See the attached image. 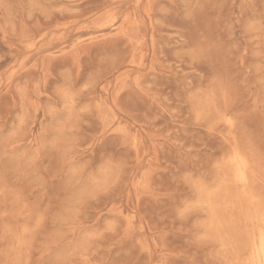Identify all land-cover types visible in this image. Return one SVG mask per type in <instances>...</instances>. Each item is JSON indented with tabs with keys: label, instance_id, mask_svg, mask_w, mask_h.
Returning a JSON list of instances; mask_svg holds the SVG:
<instances>
[{
	"label": "rangeland",
	"instance_id": "1",
	"mask_svg": "<svg viewBox=\"0 0 264 264\" xmlns=\"http://www.w3.org/2000/svg\"><path fill=\"white\" fill-rule=\"evenodd\" d=\"M262 235L264 0H0V264H258Z\"/></svg>",
	"mask_w": 264,
	"mask_h": 264
},
{
	"label": "bare ground",
	"instance_id": "2",
	"mask_svg": "<svg viewBox=\"0 0 264 264\" xmlns=\"http://www.w3.org/2000/svg\"><path fill=\"white\" fill-rule=\"evenodd\" d=\"M231 162H232V160H231ZM233 166H234L235 173H236V176L239 179V181L244 179L245 171H244L243 162L241 160H239V158H238V159L234 160ZM234 178H236V177H234ZM256 260H257L258 264H264V235H262L260 237V244L256 250Z\"/></svg>",
	"mask_w": 264,
	"mask_h": 264
}]
</instances>
